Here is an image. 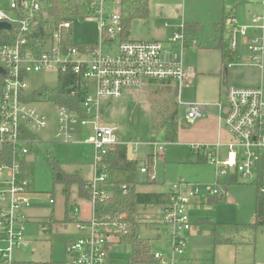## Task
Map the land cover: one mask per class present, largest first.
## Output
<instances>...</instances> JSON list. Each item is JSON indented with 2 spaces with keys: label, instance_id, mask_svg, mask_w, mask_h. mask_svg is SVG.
<instances>
[{
  "label": "built area",
  "instance_id": "built-area-1",
  "mask_svg": "<svg viewBox=\"0 0 264 264\" xmlns=\"http://www.w3.org/2000/svg\"><path fill=\"white\" fill-rule=\"evenodd\" d=\"M95 1L94 19L98 22L101 39L108 43L111 51L103 52L101 42L79 48L77 45L61 48L58 33L47 40L28 42L30 21L47 6L46 0H10L8 8L0 6V22L13 26L17 35L10 42H0V147L9 146L15 154L12 163H0V264H33L15 261L12 251L28 243L25 236L26 209L30 206L31 179L21 176V161L27 160L39 142L36 133L47 127V116L33 103L26 77L30 73L70 71L78 80L70 84L71 95L76 96L83 116L66 107H57V126L53 132L56 142H73L77 124H93V133L86 140L94 155L91 183V209L86 220L74 219L78 232L75 240L65 244V252L74 264H112L113 232L126 229V224L109 228L95 221L93 202L97 195H104L95 186L104 184L108 173L99 166L101 156L119 144L116 129L99 122L98 105L101 99L119 97L126 89H140L147 82H174L180 92L181 86L192 74L182 62V53L189 40L182 29L175 31L167 44L159 40H133L123 35L119 9L111 13L104 11L105 0ZM263 6L261 15L251 17L250 25L238 24L236 17L229 14L223 36L229 49L236 52L238 39L252 29L257 33L245 42L250 60L259 66L264 63V0H255ZM21 13L22 17L19 16ZM71 22L62 23L65 28ZM114 38L118 41L112 48ZM35 98L43 93L33 94ZM225 104L213 103L218 107L219 120L229 134L226 142L193 144L191 147L205 157L214 167L216 177L234 172L238 178L258 181L259 190L264 192V91L262 87L225 86ZM185 108V119L191 124L201 118L210 104L196 101H181ZM151 162L138 164L139 174L147 181H155L154 161L166 149V142L150 141ZM125 193L127 185L121 186ZM171 200L159 211L160 223L165 227L170 246L168 261L179 264L188 245L193 222L189 209L202 205L198 198L220 195L212 186L193 184L179 179L170 186ZM74 216L78 208L73 210ZM157 261H164L160 252L153 253Z\"/></svg>",
  "mask_w": 264,
  "mask_h": 264
},
{
  "label": "rangeland",
  "instance_id": "rangeland-1",
  "mask_svg": "<svg viewBox=\"0 0 264 264\" xmlns=\"http://www.w3.org/2000/svg\"><path fill=\"white\" fill-rule=\"evenodd\" d=\"M119 1L105 0L104 11L111 13L118 10ZM149 1L151 12L147 23L142 20L133 21L128 30L129 37L140 38L146 34L148 28L164 29L171 36L175 31L183 28L184 22L198 23L199 33L190 34L193 37L197 36L198 45L186 47L182 53L183 65L186 69L192 70V78L187 79L181 86V100L209 103L210 106L204 113L205 116L198 119L201 122L198 127L189 128L191 124L185 119V108L179 104L176 85L173 89L168 86L153 85L148 88L129 90L118 98L110 99L111 102L108 103L103 101L100 104L101 124L114 127L118 137L128 143L129 155L144 160L149 149L145 142L148 138L151 139V122L155 125L159 124L174 108L179 127L182 129L177 141L168 142L164 153L157 156L154 163L156 179L152 185H158L159 189H166L179 179H184L193 184L212 186L216 180L214 167L208 161L196 163L197 154L191 146L204 141L211 123L217 122L219 111L213 103L221 101L225 104V86H259L264 89V70L248 65L245 47L241 44L243 38L249 40L257 32L250 29L239 37L236 50L239 59L236 60V57H233V61L228 60L223 68L220 49L212 42V26L213 23L221 21L223 10L225 13L233 10L238 24L250 25L252 16L262 14L263 6L259 2H249V0ZM9 2L10 0H0V6L8 8ZM165 22L168 24L167 27H164ZM71 38L74 43L102 41L103 52L111 51L107 41L101 39L98 22L94 18L84 21L73 20ZM223 40L226 42L227 39ZM117 41L118 39L114 38L111 45L113 50ZM227 48L229 50V46ZM224 69L225 79L221 74ZM57 77L54 71L30 73L26 77L28 90L34 99L33 103L46 114L48 124L44 130L36 133L39 142L27 157L31 163L30 179L33 191L27 213L34 219L27 221L25 236L28 243L12 251V256L17 261L74 264L65 252L66 242L78 237L74 226L73 210L77 207L76 216L86 220L88 215L83 211L84 205L91 209L90 199L78 196L76 186L72 185L66 211L65 197L61 188L53 183L52 164L54 162L66 173L91 179L95 161L92 146L84 143V140L92 134V125H77L73 142L61 143L53 138V132L57 126V107L45 98L44 93L57 85ZM36 93H43V96L33 97ZM135 141L139 142V145L137 151L133 153L131 143ZM95 187L103 194L111 191V187L106 182L104 184L97 182ZM256 187L254 182L243 178H238L237 182L229 184L226 191L220 186L219 190L223 193H221V201L211 204L203 202V198H198V201L203 204L191 212V217L193 220L197 217H208L216 222L250 223L254 217ZM51 199H54V203H51ZM147 207L138 205L137 217L142 220V235L151 238V251H153L160 249L161 242H165L163 240L168 242V237L161 235L159 237L161 240H158L151 228L145 227L144 220H147L154 211L153 208L147 209ZM50 216L59 223L51 230H45L42 223ZM65 223L67 228H64ZM195 224L200 227L201 235H198V238L192 236L190 244L197 245L204 242L205 244L197 246L201 250L198 252L200 255L194 254L196 262L192 264H254L255 257L258 254H264V229L258 233L255 246L217 245L214 251V246L206 242L207 238L201 237L203 234L206 235L208 226L201 221H196ZM250 236L249 232H244L243 236H233V240L240 241L251 238ZM1 246H4V243L0 241ZM129 253V245L118 243L112 247L113 257L123 261V264H128Z\"/></svg>",
  "mask_w": 264,
  "mask_h": 264
},
{
  "label": "trees",
  "instance_id": "trees-1",
  "mask_svg": "<svg viewBox=\"0 0 264 264\" xmlns=\"http://www.w3.org/2000/svg\"><path fill=\"white\" fill-rule=\"evenodd\" d=\"M46 3L47 6L38 13L35 19H31L30 21V34L27 35L29 43L47 40L55 33H58L59 45L63 49L75 45L82 49L86 46L95 45L92 42L74 43L71 38L73 20L84 21L85 19L94 18V0H46ZM118 9L121 14L123 35H125L133 21L148 19L149 0H120ZM228 15V13L223 11L222 19L219 23L221 27L224 26ZM19 16L22 17L21 13ZM66 21L71 22L69 28L62 26V23ZM198 29V23H183V30L187 38L189 37L188 34ZM16 35L17 31L14 26L9 31L0 28L1 43L10 42L11 38H14ZM188 44L189 40L186 42V45ZM218 48L220 49L225 66L227 60L231 58L227 42H224V40L220 41ZM75 80L78 79L70 71L59 73L57 85L50 90H46L44 96L53 102L56 107H66L82 117L83 114L79 108V101L76 96L71 95L70 84ZM150 130L152 141H163L166 143L177 141L179 124L176 110L173 108L165 119L157 125L151 122ZM200 157L205 159L203 155H200ZM15 159L17 158L9 146L0 147V163L5 162L9 164ZM203 161L200 158L198 159V162ZM138 164L137 160L128 158L127 146L124 143L117 144L101 156L99 166L103 167L108 173L106 183L111 187V191L95 197L93 202V217L95 221L107 224L109 228L113 227V223L117 225L126 224L125 230L113 232V234L118 243L130 246L128 264H153L156 262V259L151 251V238L141 233L142 224L137 217V206L167 204L171 200V195L170 193L163 192L137 191L136 185L139 183L137 179ZM21 168V176L31 178L30 161H21ZM52 179L55 185L61 186V192L65 197L66 211L68 209L72 185L76 186L78 196L91 199L92 187L90 181L83 179L80 175L66 173L55 162L52 164ZM260 179L261 177H259L257 183L255 182L257 187L254 197V217L250 223L216 222L208 218L199 220L209 227V232L201 236L202 238H207V243L213 246L234 243L233 236H243L244 232L250 233L251 241L254 243L256 232L258 229L264 227V192L258 189L261 184ZM235 182H237L236 174L228 172L216 177L215 186L216 188L222 186L223 190L226 191L227 186ZM123 184L128 187L125 193L121 188ZM222 194L208 196L204 198L203 202L217 203L221 201ZM58 223L59 221L50 216L42 225L45 230H51ZM33 264H53V262H34Z\"/></svg>",
  "mask_w": 264,
  "mask_h": 264
},
{
  "label": "crops",
  "instance_id": "crops-1",
  "mask_svg": "<svg viewBox=\"0 0 264 264\" xmlns=\"http://www.w3.org/2000/svg\"><path fill=\"white\" fill-rule=\"evenodd\" d=\"M249 2H257V1H255V0H249ZM224 11V10H223ZM223 11H222V13H223ZM150 12H151V10H150V1H149V16H150ZM228 14H233L234 16H235V14H234V11L233 10H231L230 12H227ZM149 16H148V19H149ZM148 19L147 20H142V21H144L145 23H147V21H148ZM222 19V18H221ZM136 21V20H135ZM221 21H219V22H215V23H213V26H212V33H213V35H212V42H213V44L215 45V46H219V42H220V40L222 39H225L224 38V36H223V32H224V30H225V27H226V25L224 24V26H220V23ZM184 23H186V22H184ZM168 26V24L165 22L164 23V27H167ZM217 26H219V27H217ZM131 27V26H130ZM149 30L146 32V34H144V35H142V36H140V38H137V39H133V38H131V37H129V34H130V32L129 31H127L126 33H125V36L126 37H128L129 39H133V40H159V41H162L163 43H165V44H167L168 43V41H169V39H170V37L172 36H169V33L167 32V31H165L164 29H151V28H148ZM194 33H196V34H198L199 33V29L198 30H196ZM254 35V34H253ZM188 36L189 37H193V36H191L190 34H188ZM252 37V36H251ZM250 37V38H251ZM193 38H197V36H195V37H193ZM197 40V39H196ZM248 39H246V38H243L242 39V45L245 47V52H246V54H247V63H248V65H251V66H254V67H257V68H259L261 71H263L264 70V63H263V65L262 66H259V65H257V64H255V63H252L251 62V60H250V53L248 52V50H247V48H246V45H245V42L247 41ZM226 42H227V47H228V41L226 40ZM196 45H198V42L195 44V45H191L190 43L188 44V45H186L185 46V48L186 47H189V46H196ZM184 48V49H185ZM184 51V50H183ZM229 51H230V53H231V58L229 59V60H231V61H233V57H236L235 59L236 60H238L239 59V56H238V54H236V52H233L232 50H230L229 49ZM235 55V56H234ZM221 59H222V55H221ZM228 61V60H227ZM222 66H223V68H224V64H223V60H222ZM224 73V74H223ZM221 74L223 75V78L225 79V75H226V72H225V69H224V72H222L221 71ZM191 79L192 78V74L187 78V79ZM186 79V80H187ZM153 85H163V86H168V87H170V88H174L175 87V85H176V83H174V82H155V81H150V82H147L142 88H148L149 86H153ZM245 87H247V86H245ZM141 89V88H140ZM263 89V88H262ZM129 90H134V89H126V90H124L123 92H122V94L120 95V96H122L125 92H127V91H129ZM135 90H137V89H135ZM175 90L177 91V98H178V101L179 100H181V90H180V92L177 90V88L175 87ZM263 91H264V89H263ZM119 96V97H120ZM118 98V97H117ZM115 99V98H114ZM103 101H106L107 103L108 102H111V100L110 99H101L100 100V102H99V105H98V111H99V122L101 123V121H100V104L103 102ZM182 101V100H181ZM207 112V111H206ZM205 116V114L201 117V118H203ZM200 119V118H199ZM198 122V123H197ZM199 123H201V122H199V120L197 119L196 121H194L193 123H191V126L189 127V128H193V127H198V125H199ZM77 125H80V126H84V125H81V124H77ZM76 125V126H77ZM85 125H92V133H93V124L92 123H87V124H85ZM182 129V127H179V130H178V134H179V132H180V130ZM75 130H76V127H75ZM75 130H74V132H73V134L75 133ZM92 135V134H91ZM116 135H117V133H116ZM89 138V137H88ZM117 138H118V141H119V143H124L126 146H127V156H128V158H130V159H135V160H137L138 161V163L139 162H142V161H147V162H151V151H152V147H151V145L149 144V142L150 141H152L150 138H148V140L145 142L146 144V146H148V151H147V156H146V158L143 160V159H138V158H136V157H134V156H130L129 155V151H128V143L126 142V141H123V140H121L119 137H118V135H117ZM229 134H228V132L226 131V129L223 127V125H222V123L220 122V120H219V118H217V122L215 123V124H212L211 123V125L209 126V128L207 129V137H206V139H204V141H201V142H198V143H196V144H213V143H215V142H217V141H221V142H226L227 140H229ZM177 139H178V136H177ZM74 140V139H73ZM87 140V139H86ZM86 140H84V143H87V144H89L88 142H86ZM131 145L133 146V148H131L132 149V151H133V153H135L136 151H137V146L139 145V142H132L131 143ZM196 152V151H195ZM196 154H197V161H196V163H202V162H198V159L200 158L201 160H204L203 162H207V160L206 159H204V158H201L200 157V153L199 152H196ZM156 160V159H155ZM154 163H155V161H154ZM155 168V167H154ZM94 171V170H93ZM137 179H138V181H139V183L136 185L137 186V191H139V192H163V193H169V189H170V187L168 186V188H166V189H159V186L158 185H152L155 181H147V179H146V177H145V175H143V174H139V172H137ZM84 179V178H83ZM85 180H89V179H85ZM60 186V185H59ZM60 188H61V186H60ZM227 190V189H226ZM32 190H31V194H30V200L32 199V197H33V194H32ZM51 203H54V199H51ZM84 205V204H83ZM163 204H154V205H140V207H146V206H148L147 207V209H150V208H153L154 209V211H153V214H150L149 216H148V218H147V220H144L145 221V227H148V228H151V230L155 233V236L158 238V240H161V239H159V237L161 236V235H163V236H167V234H166V231H165V227L160 223V216H159V211H160V208H161V206H162ZM87 205H84V209H83V211L85 212V214H87L88 215V217L90 216V207L88 206V207H86ZM158 206H160V207H158ZM29 208V207H28ZM27 208V209H28ZM197 208H199V206H194V207H191L190 209H189V216H190V219H191V221L193 222V229H192V231H191V233H190V235H189V241H188V245H187V247H186V249H185V252H184V255L180 258V262H179V264H192V263H194V262H196V261H194V254H198V252H200L201 250H199V247H197V246H200V245H204L205 244V242L204 243H202V244H197V245H194V244H190V239L192 238V236H194V238H198L199 236L198 235H200V227H197L196 226V224H195V222L196 221H199V220H201V219H204V218H208V217H197V218H195L194 220L192 219V217H191V212L193 211V210H195V209H197ZM27 209H26V215H27V221L28 220H31V219H34V217H32V216H30L28 213H27ZM66 209V208H65ZM154 216V217H153ZM87 217V218H88ZM74 218L75 219H80L78 216H74ZM86 218V219H87ZM208 219H211V218H208ZM81 220H85V219H81ZM139 221L140 222H142V220H140L139 219ZM27 223L28 222H26L25 223V229H26V226H27ZM68 226H67V224L65 223L64 224V228H67ZM264 229V227H262V228H260V229H258V231L256 232V234H255V239H254V243L251 241V238H244V239H242V240H240V241H235L234 243H230V244H218V245H233V246H239V245H243V244H250V245H252V246H255V244H256V239H257V235H258V233L259 232H261L262 230ZM206 232V234L209 232V227H207V230L205 231ZM204 235V234H203ZM27 238V237H26ZM163 241H165V242H161V247H160V249H156V250H153L152 251V253H155V252H160V253H162L164 256H165V260L164 261H157L156 260V262H154L153 264H170L169 263V261H168V256L170 255V246H169V241L168 242H166V240H163ZM115 244H118V242L116 241V240H114V242H113V245H115ZM150 245H151V241H150ZM217 246V245H216ZM216 246H214L213 248H214V251H215V247ZM200 249H202V247H200ZM198 255H200V254H198ZM116 257L114 256L113 257V262H112V264H123V261H118V259H115ZM15 260V259H14ZM15 261H17V260H15ZM19 262H23V261H19ZM254 264H264V254H258L256 257H255V261H254Z\"/></svg>",
  "mask_w": 264,
  "mask_h": 264
},
{
  "label": "water",
  "instance_id": "water-1",
  "mask_svg": "<svg viewBox=\"0 0 264 264\" xmlns=\"http://www.w3.org/2000/svg\"><path fill=\"white\" fill-rule=\"evenodd\" d=\"M1 29H10V25L6 22H0Z\"/></svg>",
  "mask_w": 264,
  "mask_h": 264
}]
</instances>
